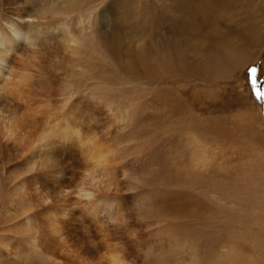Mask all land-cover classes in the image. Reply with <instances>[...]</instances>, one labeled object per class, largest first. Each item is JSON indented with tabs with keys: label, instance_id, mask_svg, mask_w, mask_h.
<instances>
[{
	"label": "rangeland",
	"instance_id": "1",
	"mask_svg": "<svg viewBox=\"0 0 264 264\" xmlns=\"http://www.w3.org/2000/svg\"><path fill=\"white\" fill-rule=\"evenodd\" d=\"M20 15L0 264H264V0H0Z\"/></svg>",
	"mask_w": 264,
	"mask_h": 264
},
{
	"label": "bare ground",
	"instance_id": "2",
	"mask_svg": "<svg viewBox=\"0 0 264 264\" xmlns=\"http://www.w3.org/2000/svg\"><path fill=\"white\" fill-rule=\"evenodd\" d=\"M30 17L27 16V15H20L18 16L17 19H13V21H11L10 19H5L3 20V22L0 24V84L3 83V77H4V69L7 68V65L8 63H10V60L12 59L13 55L18 52L20 49H22V47L24 46V43L26 40H29L30 39V32H29V28L31 27L32 23H29ZM13 68V67H12ZM21 76V75H20ZM20 78V77H19ZM16 81V80H15ZM21 85H24L25 83V80L24 79H20L17 80ZM5 82V81H4ZM7 83H9L7 80H6ZM30 83V82H29ZM15 86V85H14ZM4 87H6V85H4ZM10 87V86H9ZM23 87V86H22ZM13 88V87H11ZM19 87H17L18 89ZM24 89V88H23ZM22 89V90H23ZM27 90V89H26ZM16 94V93H15ZM14 94V96H16ZM25 99V98H24ZM18 100V98H17ZM20 102V101H19ZM14 119V118H12ZM16 120V118H15ZM18 120V119H17ZM23 120V119H21ZM12 121V120H11ZM15 122V121H14ZM7 124V123H6ZM11 125V124H10ZM16 125V124H15ZM65 128V127H64ZM11 129V128H10ZM72 130V129H71ZM10 131V130H9ZM15 130H12V132H14ZM15 133V132H14ZM75 133V132H74ZM79 134V133H78ZM78 136V135H77ZM43 139V138H42ZM30 141V140H29ZM36 143L40 142V141H36L34 140ZM35 142H33L32 144H35ZM43 142V141H42ZM41 143V142H40ZM39 143V144H40ZM93 143V141H92ZM30 144V143H29ZM90 145V144H89ZM26 147V146H25ZM86 149V148H85ZM103 152L101 150L100 147H98L97 145H91L90 149H89V156H91L92 158H95L98 162H99V167L101 168V164L103 163L104 161V157H103V154L101 153ZM91 159V158H89ZM107 159V158H106ZM87 161L89 162L90 160L87 159ZM87 162V163H88ZM95 162V161H94ZM105 162V161H104ZM92 163V162H91ZM95 164V163H94ZM104 165V163H103ZM89 166H92V165H89ZM96 167V166H95ZM94 166L90 167V169H93L95 168ZM97 169V168H95ZM89 171V170H88ZM87 171V172H88ZM95 172V171H94ZM92 171V174L94 173ZM97 175V174H96ZM95 177V176H93ZM85 185V184H84ZM85 192V191H84ZM61 194H64V193H61ZM89 195V194H87ZM52 219V218H51ZM41 220V219H40ZM50 220V219H48ZM54 220V219H52ZM53 222V221H52ZM47 223V222H46ZM51 223V222H50ZM49 224V223H48ZM55 227V226H54ZM54 227H51L54 229ZM47 229V228H46ZM44 230V229H42ZM48 230V229H47ZM45 231V230H44ZM55 231V230H54ZM48 232V231H47ZM61 232V231H60ZM50 233V232H49ZM48 233V234H49ZM52 235V234H51ZM48 236V235H47ZM46 236V237H47ZM50 236V235H49ZM60 237V236H58ZM40 238V237H39ZM39 238H36L34 239V241L32 242V248L34 249H39L40 247V242H39ZM61 238V237H60ZM42 239V238H41ZM50 239V238H48ZM55 239H58V238H55ZM43 240V239H42ZM51 241V240H50ZM57 241V240H56ZM63 243V242H62ZM64 244H65V241H64ZM68 248H69V245H68ZM72 248H74L72 246ZM72 248H71V251H72ZM53 250V249H52ZM69 251V250H67ZM51 252V251H50ZM65 253V252H64ZM71 253V252H70ZM72 253H75V252H72ZM49 255V253H48ZM47 255V256H48ZM72 257V256H71ZM49 258V257H48ZM74 258V257H73ZM51 259V258H50ZM54 260V259H53ZM110 261V260H108Z\"/></svg>",
	"mask_w": 264,
	"mask_h": 264
},
{
	"label": "clouds",
	"instance_id": "3",
	"mask_svg": "<svg viewBox=\"0 0 264 264\" xmlns=\"http://www.w3.org/2000/svg\"><path fill=\"white\" fill-rule=\"evenodd\" d=\"M114 264H129V262L121 258H116Z\"/></svg>",
	"mask_w": 264,
	"mask_h": 264
},
{
	"label": "snow or ice",
	"instance_id": "4",
	"mask_svg": "<svg viewBox=\"0 0 264 264\" xmlns=\"http://www.w3.org/2000/svg\"><path fill=\"white\" fill-rule=\"evenodd\" d=\"M255 71V69H253ZM257 99L264 100V92H258L256 93Z\"/></svg>",
	"mask_w": 264,
	"mask_h": 264
}]
</instances>
